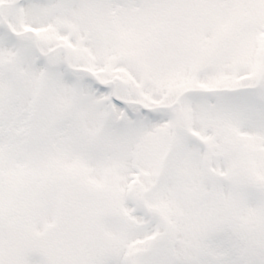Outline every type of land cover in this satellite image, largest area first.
I'll return each instance as SVG.
<instances>
[{
	"label": "snow or ice",
	"instance_id": "obj_1",
	"mask_svg": "<svg viewBox=\"0 0 264 264\" xmlns=\"http://www.w3.org/2000/svg\"><path fill=\"white\" fill-rule=\"evenodd\" d=\"M0 264H264V0H0Z\"/></svg>",
	"mask_w": 264,
	"mask_h": 264
}]
</instances>
